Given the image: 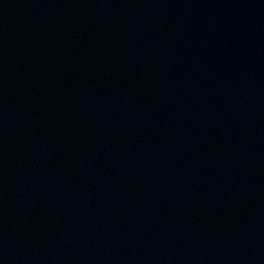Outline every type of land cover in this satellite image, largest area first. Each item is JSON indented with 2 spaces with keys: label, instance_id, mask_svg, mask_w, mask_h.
<instances>
[{
  "label": "water",
  "instance_id": "obj_1",
  "mask_svg": "<svg viewBox=\"0 0 264 264\" xmlns=\"http://www.w3.org/2000/svg\"><path fill=\"white\" fill-rule=\"evenodd\" d=\"M0 264H264V0H0Z\"/></svg>",
  "mask_w": 264,
  "mask_h": 264
}]
</instances>
